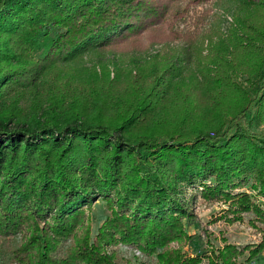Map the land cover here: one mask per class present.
Returning a JSON list of instances; mask_svg holds the SVG:
<instances>
[{"label":"trees","instance_id":"1","mask_svg":"<svg viewBox=\"0 0 264 264\" xmlns=\"http://www.w3.org/2000/svg\"><path fill=\"white\" fill-rule=\"evenodd\" d=\"M181 1L0 0V264H146L119 243L153 264L264 251V0H243L238 28L201 62L186 57L193 67L170 48L189 40L175 29ZM151 35L166 52L148 62L84 65L130 57ZM247 116L260 133L240 126ZM189 186L226 203L227 223L252 214L261 240L225 242L205 262L186 253ZM246 186L255 195L235 192ZM99 198L109 215L93 235L86 209Z\"/></svg>","mask_w":264,"mask_h":264},{"label":"rangeland","instance_id":"2","mask_svg":"<svg viewBox=\"0 0 264 264\" xmlns=\"http://www.w3.org/2000/svg\"><path fill=\"white\" fill-rule=\"evenodd\" d=\"M243 0H182L180 6L184 11V15L179 17L175 22V29L180 33H188L189 40L176 41L170 44L172 52H175L178 63L181 66L187 65L193 67V64L187 58H193V62H201L202 57L208 56L210 44L220 41L221 36H226L228 31L238 28L237 19L244 17L248 13V9L242 6ZM210 36L215 37L210 40ZM141 44L147 47L141 52H135L130 57H124L122 54L115 55L109 51L103 53H92L85 55L84 65L92 66L98 64H111L116 62L117 65L132 68V61L139 57V61H150L161 50L166 52V44H154V37H141ZM50 38L43 40L42 47L37 51V55H41L50 46ZM225 44H228L226 41ZM189 51V53L187 52ZM154 56V57H153ZM187 57V58H186ZM131 66V67H130ZM241 81L247 85L245 77ZM241 125L250 127L254 132L260 133L263 129L251 121L250 116L241 121ZM198 186H189L184 189L182 198L188 201L191 209L194 211L196 218L186 223L188 234L195 235V238L185 246L184 250L189 255L199 254L203 256L205 262L206 257L211 250L223 247L225 242L232 243L238 247L247 244H256L261 240V234L252 227L248 220L252 214L245 215L243 223L236 222L234 224L227 223L221 218L223 210L227 209L224 202H207L201 197ZM235 192H248L255 195V191L246 186L236 190ZM256 201L263 203L264 198L258 197ZM90 210H87V220L92 227L93 235L97 233L99 226L109 215L106 202L99 198L95 200ZM119 252L127 258L138 259L146 264H153L154 258L145 256L140 251L137 256V248L134 246L119 243L117 245ZM248 253L239 258L241 264H264V251L252 260L247 259Z\"/></svg>","mask_w":264,"mask_h":264},{"label":"built area","instance_id":"3","mask_svg":"<svg viewBox=\"0 0 264 264\" xmlns=\"http://www.w3.org/2000/svg\"><path fill=\"white\" fill-rule=\"evenodd\" d=\"M140 254H141L140 251L137 249V254L136 255L137 256L139 255V257H141Z\"/></svg>","mask_w":264,"mask_h":264}]
</instances>
